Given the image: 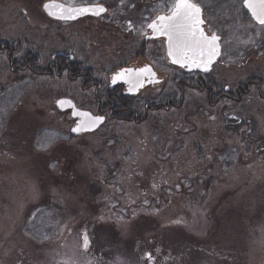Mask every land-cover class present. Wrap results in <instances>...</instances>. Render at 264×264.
<instances>
[{
	"label": "rangeland",
	"instance_id": "374dc122",
	"mask_svg": "<svg viewBox=\"0 0 264 264\" xmlns=\"http://www.w3.org/2000/svg\"><path fill=\"white\" fill-rule=\"evenodd\" d=\"M46 1L0 0V264H264V28L241 22L239 0H218L234 19L210 99L209 81L168 66L162 41L138 56L174 0H58L108 7L74 22L49 18ZM28 53L35 70H14ZM71 57L59 71L54 60ZM146 60L163 83L126 98L145 121L108 115L73 136L57 101L96 114L112 72ZM250 79L260 88L240 103L218 98ZM42 211L52 224L39 240L25 229Z\"/></svg>",
	"mask_w": 264,
	"mask_h": 264
},
{
	"label": "snow or ice",
	"instance_id": "6c2138e0",
	"mask_svg": "<svg viewBox=\"0 0 264 264\" xmlns=\"http://www.w3.org/2000/svg\"><path fill=\"white\" fill-rule=\"evenodd\" d=\"M242 5L250 10L253 19L259 25L264 26V0H242ZM44 7L48 9L49 15L64 20L76 19L88 13L99 16L108 11L99 3L75 7L50 2ZM204 23L202 9L198 3L194 0H174L168 14L158 15L147 27L152 30L153 36L166 38L167 55L172 63L190 70L196 68L207 72L221 55L219 43L221 38L215 33L207 34L203 27ZM146 77H155L149 66L139 69L124 68L112 77V83L126 80L130 85L129 91H136L143 86ZM58 103L63 107L65 104H71V101L61 100ZM74 115L81 117L80 122L72 129L74 132L90 130L104 120L103 116H93L89 112L79 110ZM88 244V237L84 235L83 247L87 249Z\"/></svg>",
	"mask_w": 264,
	"mask_h": 264
},
{
	"label": "flooded vegetation",
	"instance_id": "af4514ba",
	"mask_svg": "<svg viewBox=\"0 0 264 264\" xmlns=\"http://www.w3.org/2000/svg\"><path fill=\"white\" fill-rule=\"evenodd\" d=\"M194 2L198 3L202 9V15H203V19L205 21V23L203 25L205 32L209 35L215 33L216 35L220 36V38H221L220 39L221 55L219 57H217V59L214 61L210 71L205 72L201 69H196V68H193L190 70L188 68L181 67L179 64H177V65L173 64L171 61V58H169L167 55V40H166V38L163 36H161L159 38L151 37V36H153V33H152L151 29L148 27H147V32L144 34L145 40L143 41L142 45L140 46L141 47L140 50L141 51L143 50V52L141 53L140 50H138V56L142 58L146 55L147 42L154 41V40H160L163 43L164 57H165L166 62H167L169 67H174V68L178 69L181 73L196 74L197 77L194 79L197 80L198 82L203 83L204 81L205 82L209 81L211 83V85L204 84L205 86L204 87L202 86L201 90L205 91V90L212 88L215 90V93H216L215 79L213 78L212 72L219 65L224 66L227 64V63H225L226 61L223 58V56H224L223 44H222L223 43V33H224V29L226 27H229V26H226V24L228 22H230L231 20H233L234 18L230 19L229 17H227V13L229 12V9H225V7L227 6L226 3L220 5L218 3V0H216V2L214 4H211V5H209V0H194ZM239 2L241 3V12H242L241 14H239L241 22L244 23L245 25H248L250 22H252V24L256 26V28H254L253 30L259 28V30L261 31L262 28H264V26L259 25L257 22H255L250 11L246 7H243L242 0H239ZM164 13L168 14V12H164ZM234 15H237V14H234ZM155 18H153L152 21ZM80 20H82V19H79L77 21H80ZM5 51L6 50L4 48L0 49V52H5ZM240 54H243V53L240 52L238 56H240ZM245 55L247 56V53ZM73 59L74 58L71 57V58L67 59L65 62V64H67V65L72 64V66L69 65L70 71H72V69H73ZM54 63H57L58 65L62 64L60 60H57V61L54 60ZM149 65H151L153 67L154 71H156V74H157L156 77L160 78L159 72L156 70L155 66L152 65L147 60L144 61L143 63L137 62V63H133V64H129V65H123V66L117 68L116 70H114L112 72V76H111L110 83H109V88H110L109 91L105 93L104 97H101L100 94L95 96L96 100L98 101V103H97L98 104V110H97L96 114L104 115L107 117V119H108V115L111 118L122 119L123 114L126 113V114H128L127 117L130 120H136V122H139L141 120V118H139L138 113L134 112L133 117L132 118L130 117L131 114L128 113L129 111H127V107H125V105H124V102H127L126 98L131 97V96L136 97L140 94L141 90L148 88V87H151V86H157L159 84H162L163 79L160 78V80H161L160 83L145 86L149 81H151V77H146L144 80V83H143L144 84L143 87L137 92V94L128 95L127 91H129V87H130L129 83L127 81L123 80V81H118L116 84H113L112 83V77L115 73H117L120 69H123V68L139 69V68H143V67L149 66ZM75 68H79V66L76 65ZM64 70H66V69H63L62 71H64ZM101 88L102 87H99V89H101ZM208 91H210V90H208ZM225 94H226V92H224V94H222L220 96V98L221 97L226 98ZM115 98H116V100H114ZM170 106L171 105H167L166 108L169 109ZM156 107H158V106H151L149 104H146V110L147 111H148V109H156Z\"/></svg>",
	"mask_w": 264,
	"mask_h": 264
},
{
	"label": "trees",
	"instance_id": "16d2710c",
	"mask_svg": "<svg viewBox=\"0 0 264 264\" xmlns=\"http://www.w3.org/2000/svg\"><path fill=\"white\" fill-rule=\"evenodd\" d=\"M0 48H1V46H0ZM141 48V47H140ZM140 50V49H139ZM140 52L142 53L143 52V50L141 51L140 50ZM8 56H9V58L12 56V54L11 53H8ZM60 61H61V65H59L58 66V69H59V71L60 70H63V69H66V68H68L69 67V65H67V64H65V62H66V60L67 59H63V58H58ZM12 60V59H11ZM24 60H25V62L23 63V66L21 67L20 65L18 66V65H16L13 61H11V65H12V67H13V69L14 70H17L18 71V69H23V68H29V69H31V70H35V66L40 62V59L38 58V57H36V55H33V54H31V53H28L26 56H25V58H24ZM58 65V64H57ZM51 72V71H50ZM47 73H49V72H47ZM91 73H87V76H86V80H89L91 77H92V75H90ZM76 76V75H75ZM257 86V88L259 87L260 88V84H259V82H257V81H254V79H250L249 81H247L246 82V84H244V85H239L237 88H236V94L234 95V94H231V93H229V94H227V92H226V94H225V97L226 98H228V99H230V100H236L237 99V102L238 103H240L242 100H243V98L247 95V94H249L250 93V91H251V88L253 87V86ZM181 87V88H180ZM183 87H185V86H183V85H181V83L179 84V88H180V90L183 88ZM258 88V89H259ZM208 90H210V91H208ZM208 90H205L206 92H208V95H209V98L210 99H212L213 97H214V95H216V93H215V90L214 89H208ZM214 92V93H213ZM183 93H184V91H183ZM219 94H221V93H218V95ZM237 97V98H236ZM218 98H220V97H218ZM169 101V100H168ZM124 102V101H123ZM170 103V104H169ZM168 104L169 105H172V101H169L168 102ZM124 105H125V107H127V111H129L128 113H130L131 114V118L133 117V114H134V112L136 111L135 109H134V107L133 106H131L129 103H127V102H124ZM158 107H161V106H158ZM149 110V109H148ZM145 119H146V116L145 117H143L142 119H141V122H143V121H145ZM122 120H129V121H132V120H130L126 115H124L123 114V118H122ZM37 219L40 221L39 223L38 222H36V223H34V224H32L31 226H29V227H27L26 229H25V232L27 233V234H29V235H32V236H34L35 238H38L39 240H43L44 238H46V231H47V225L48 224H52L51 223V221H52V219L50 218V216H49V213L46 211V212H40V215L38 214V216H37ZM34 222V221H33ZM47 239V238H46ZM189 249H196V246H191V247H189Z\"/></svg>",
	"mask_w": 264,
	"mask_h": 264
},
{
	"label": "water",
	"instance_id": "95a60500",
	"mask_svg": "<svg viewBox=\"0 0 264 264\" xmlns=\"http://www.w3.org/2000/svg\"><path fill=\"white\" fill-rule=\"evenodd\" d=\"M50 2H54V3H58V4H62V5H65V6H71V5H67V4H65V3H63V2H60V1H57V0H49V1H46L45 3H44V5L46 4V3H50ZM44 5H43V8H44V10H45V12L49 15V11H48V9H46L45 7H44ZM92 4H83V5H78V6H75V7H82V6H91ZM103 5V4H102ZM105 8H107L105 5H103ZM106 13V12H105ZM105 13H102L101 15H103V14H105ZM101 15H99V16H101ZM161 15H166V14H161ZM49 16H51V17H53V18H55V19H59V20H64V19H60L59 17H57V16H53V15H49ZM85 16H94V17H98L97 15H93V14H91V13H88V14H85V15H82V16H79L78 18H76V19H70L69 21H72V20H77V19H79V18H82V17H85ZM155 37V36H154ZM220 43V42H219ZM220 49H221V46H220ZM115 75V74H114ZM119 81H123V80H119ZM124 81H126V80H124ZM154 81H156V82H158L159 80H154ZM118 82V81H117ZM116 82V83H117ZM115 83V84H116ZM149 83V82H148ZM114 84V83H113ZM143 87V86H142ZM141 88V87H140ZM139 88V89H140ZM138 89V90H139ZM138 90H136V91H127V94H134V93H136ZM61 100H65V101H71V104H65L63 107H61L60 106V104L58 103V101H61ZM57 101V106H58V108L60 109V110H62V111H67V110H71L72 111V116L74 117V118H77L78 119V121H77V123H76V125L73 127V128H75L76 126H77V124L80 122V120H81V117H79V116H76V115H74V113L77 111V110H79V111H82V112H89V113H91L90 111H87V110H83V109H80V108H78L77 106H76V104H75V102L73 101V100H71V99H69V98H61V99H59ZM72 105H74L75 107H73ZM93 116H96V115H94L93 113H91ZM100 116V115H99ZM104 117V116H103ZM105 121H106V117H104V120H103V122L102 123H100V124H98L95 128H92V129H90V130H87V131H82V132H94V131H96L99 127H101L104 123H105ZM72 128V129H73ZM82 132H74V131H72V134L73 135H78L79 133H82Z\"/></svg>",
	"mask_w": 264,
	"mask_h": 264
}]
</instances>
